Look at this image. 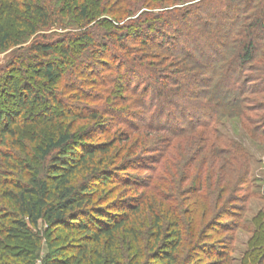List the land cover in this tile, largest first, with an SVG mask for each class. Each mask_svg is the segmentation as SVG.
<instances>
[{
	"label": "trees",
	"instance_id": "obj_1",
	"mask_svg": "<svg viewBox=\"0 0 264 264\" xmlns=\"http://www.w3.org/2000/svg\"><path fill=\"white\" fill-rule=\"evenodd\" d=\"M0 51L2 74L45 85L6 78L0 148L13 128L58 126L44 174L0 152V236L18 243H0V264H237L238 231V264H264L247 157L214 125L264 90V0H0Z\"/></svg>",
	"mask_w": 264,
	"mask_h": 264
},
{
	"label": "rangeland",
	"instance_id": "obj_2",
	"mask_svg": "<svg viewBox=\"0 0 264 264\" xmlns=\"http://www.w3.org/2000/svg\"><path fill=\"white\" fill-rule=\"evenodd\" d=\"M55 32V31H53ZM45 34V33H40ZM52 34V33H51ZM32 39V38H31ZM178 40H173L174 45L177 44ZM179 47V45H178ZM195 50L198 51L199 45H195ZM9 52H1L0 51V70H6L8 66ZM213 58H216V55H213ZM260 56L256 58V62L259 63ZM257 67V66H256ZM249 68V67H247ZM210 72L213 71L210 69ZM244 74V73H243ZM248 74V72H245ZM250 77H257V73H252L249 71ZM30 73L27 70H21L17 68L16 71L12 73H4L0 72V98L2 99L5 94H9L10 98L13 97L12 93H9V88L6 87V78L8 76L11 77L10 82L16 84L18 88L23 91L22 85H30L33 86L34 89L44 91L45 85L43 79H35L32 75L29 76ZM28 77V78H27ZM36 80L32 82V80ZM34 78V79H33ZM167 80L163 81L166 82ZM161 82V81H160ZM168 87L172 85V81L168 80ZM56 84H49L48 88H55ZM256 87L255 83H247L246 89L247 91ZM188 93L192 94L191 90ZM249 93V92H248ZM190 94V95H191ZM193 97V96H192ZM242 99L244 103H242V113L240 116H237L234 119H222V121L214 123L215 127L219 131V135L222 139L228 141L229 144H234L237 149H242L245 153V156L248 160V169H249V178L247 183V192H243L242 195L247 194L248 200L246 203V214L244 215V220L250 222L252 218L257 215L260 211H264V90L256 93L255 95L244 94ZM13 102V100H11ZM175 103H183V97L173 100ZM1 107V105H0ZM15 111L18 110L17 106H12L6 109V111ZM43 114V113H40ZM216 121V116H213V120ZM65 126L68 127L72 123L70 120H66ZM58 123H62L57 121ZM73 124V123H72ZM58 126L48 125L42 129H38L36 134L39 136V139H33V135L35 132V127L31 125L28 129L24 127H17L14 129V136L8 137V144L6 147H1L0 152L4 154L14 155L20 161H24L26 168H33L44 174V164L42 163L40 148L44 146L43 138H47L50 136L53 131H55ZM71 128V127H69ZM26 130V131H25ZM72 130V129H71ZM125 130V129H123ZM122 130V131H123ZM101 135H98V137ZM5 164L4 157L0 154V165ZM11 166V165H10ZM4 167L5 177H13L18 176L19 174H23V170L16 171L11 169V167ZM5 181L0 183V209L5 208L7 202L3 199L2 190L5 189ZM9 207V205H7ZM45 228V225L39 222L38 230H42ZM6 236H0V243L2 247L5 245L12 246L18 244L17 241L12 238H5ZM249 238V234L245 231H238L235 237V253L232 255L234 259V263H239V259L242 253L246 249V242ZM44 242V240H42ZM40 243V246L44 249L43 252L47 250V246L44 243ZM44 244V245H43ZM43 254V253H42ZM41 254V255H42ZM37 264H40L37 262Z\"/></svg>",
	"mask_w": 264,
	"mask_h": 264
}]
</instances>
